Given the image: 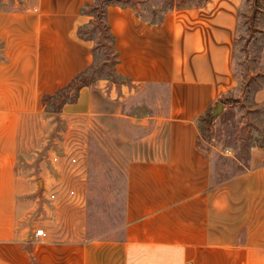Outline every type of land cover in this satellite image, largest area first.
Returning a JSON list of instances; mask_svg holds the SVG:
<instances>
[{"label": "crops", "instance_id": "obj_1", "mask_svg": "<svg viewBox=\"0 0 264 264\" xmlns=\"http://www.w3.org/2000/svg\"><path fill=\"white\" fill-rule=\"evenodd\" d=\"M90 1L0 10V264H264V148L253 147L258 164L213 185L198 125L237 87L242 0L174 4L156 23L129 4L107 6L116 71L133 84L168 87L165 148L128 163L122 240L54 239L50 219L32 217L38 206L32 182L18 175V131L44 95L94 63L90 41L78 36L91 19L81 11ZM93 95L92 85L81 87L62 114L91 110ZM39 224L46 236L35 234Z\"/></svg>", "mask_w": 264, "mask_h": 264}, {"label": "rangeland", "instance_id": "obj_2", "mask_svg": "<svg viewBox=\"0 0 264 264\" xmlns=\"http://www.w3.org/2000/svg\"><path fill=\"white\" fill-rule=\"evenodd\" d=\"M199 1L113 0L134 6L149 20L162 19L174 4ZM36 2L0 0V10H25ZM98 32L99 27L91 24L84 27L85 36L94 38L89 40L92 47L98 45ZM1 47L0 41V52ZM113 67L112 51L99 44L88 74L94 88L91 110L85 106L64 115L63 106L51 102L26 115L20 125L18 175L32 182L31 197L38 206L32 217L39 221L49 218L54 239L122 240L128 163L165 148L167 85L133 84L118 77ZM234 73L236 89L223 96V102L218 100L225 104L221 113L209 121L208 130H204L205 125L200 130V146L210 156L213 185L258 164L253 147L264 148V105L258 104L264 97V0H242ZM153 130L155 134L147 137ZM54 155L59 156L56 163ZM71 157L77 158L75 164L69 162ZM45 181L48 186L43 189ZM71 189L74 196L66 194ZM52 190L59 195L56 201L47 197Z\"/></svg>", "mask_w": 264, "mask_h": 264}, {"label": "trees", "instance_id": "obj_3", "mask_svg": "<svg viewBox=\"0 0 264 264\" xmlns=\"http://www.w3.org/2000/svg\"><path fill=\"white\" fill-rule=\"evenodd\" d=\"M110 4L125 5L128 3L122 4L120 2L119 3L113 2V0H93V1L85 3L82 6L81 11H82V14H86V15L91 16V19L87 24H91L93 26L99 27L98 45L92 47V53H93L94 59L96 58V51L98 49L99 44H102V43L105 44L108 48H110V50L112 51V53L114 55V67H113L114 73L117 74L118 77L123 78V76L120 75L116 71V64L118 62V57H117V53H116L115 48H114L115 36L111 32L108 21H107V6ZM132 7H134V6H132ZM136 12H137V10H136ZM137 14L140 15L142 18H144V16L139 14L138 12H137ZM144 19H146V18H144ZM103 20H104V22H103ZM147 20L152 22V23H156V22L161 21L162 19H160V20H149V19H147ZM87 24L82 25L78 28V36L84 40H92L94 38L86 37L85 33H84V27ZM235 48H236V44H235ZM0 54H2V52ZM234 56H235V50H234ZM92 68H93V64H92V66H90V68H88V69L84 70L83 72H81L80 74H78L67 86L63 87L62 89H60L56 93L44 95V97L42 99V106L45 108L47 106V104L52 102L53 104H56V105H59V107H62L64 104H66L68 102H74L78 96V92H79L80 88L83 86L90 85L92 83L93 78L89 77V75H88ZM220 100L223 102V98H221ZM262 104L264 105V102ZM209 111H210V109H208L206 114L208 113V115H209ZM206 114L202 115L198 118V125L200 127V130H201L203 125H205L204 130L209 129V127H208L209 120H208V117H206L207 116ZM28 249L30 250V246H28ZM31 257L35 262V259L33 258L32 254H31Z\"/></svg>", "mask_w": 264, "mask_h": 264}, {"label": "built area", "instance_id": "obj_4", "mask_svg": "<svg viewBox=\"0 0 264 264\" xmlns=\"http://www.w3.org/2000/svg\"><path fill=\"white\" fill-rule=\"evenodd\" d=\"M52 161H53V163L58 162L59 161V156L54 155L52 157ZM69 162L71 164H75L77 162V158L76 157H71L69 159ZM66 194H68L69 196H74L75 195V190L74 189L67 190ZM58 196L59 195H58L56 190L50 191L49 194L47 195L48 199L51 200V201H56L58 199ZM35 234L37 236H46L47 235V233L45 232L43 227H40V228L36 229Z\"/></svg>", "mask_w": 264, "mask_h": 264}, {"label": "water", "instance_id": "obj_5", "mask_svg": "<svg viewBox=\"0 0 264 264\" xmlns=\"http://www.w3.org/2000/svg\"><path fill=\"white\" fill-rule=\"evenodd\" d=\"M214 106L215 107L213 111L209 114V117H208V120L210 122L213 121L214 117L218 116L221 113L222 108H223V103L221 101H216Z\"/></svg>", "mask_w": 264, "mask_h": 264}]
</instances>
